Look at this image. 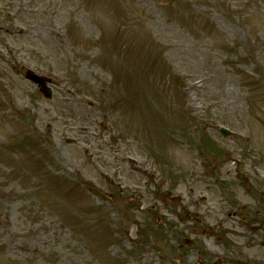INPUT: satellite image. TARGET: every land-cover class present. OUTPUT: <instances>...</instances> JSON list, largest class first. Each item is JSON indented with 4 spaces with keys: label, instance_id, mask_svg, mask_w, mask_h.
<instances>
[{
    "label": "rangeland",
    "instance_id": "rangeland-1",
    "mask_svg": "<svg viewBox=\"0 0 264 264\" xmlns=\"http://www.w3.org/2000/svg\"><path fill=\"white\" fill-rule=\"evenodd\" d=\"M0 264H264V0H0Z\"/></svg>",
    "mask_w": 264,
    "mask_h": 264
},
{
    "label": "water",
    "instance_id": "water-1",
    "mask_svg": "<svg viewBox=\"0 0 264 264\" xmlns=\"http://www.w3.org/2000/svg\"><path fill=\"white\" fill-rule=\"evenodd\" d=\"M26 77H27V79L36 83L40 87L41 92L45 95V97H47V98L52 97V91L47 86V83L50 82V79H48L46 77L38 76L31 71L27 73Z\"/></svg>",
    "mask_w": 264,
    "mask_h": 264
}]
</instances>
